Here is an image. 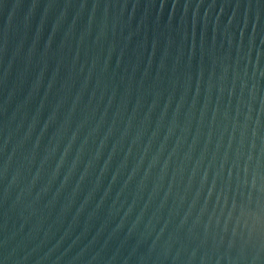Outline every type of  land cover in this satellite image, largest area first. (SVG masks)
I'll list each match as a JSON object with an SVG mask.
<instances>
[{"label": "water", "instance_id": "water-1", "mask_svg": "<svg viewBox=\"0 0 264 264\" xmlns=\"http://www.w3.org/2000/svg\"><path fill=\"white\" fill-rule=\"evenodd\" d=\"M0 264H264V0H0Z\"/></svg>", "mask_w": 264, "mask_h": 264}]
</instances>
